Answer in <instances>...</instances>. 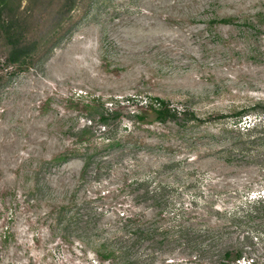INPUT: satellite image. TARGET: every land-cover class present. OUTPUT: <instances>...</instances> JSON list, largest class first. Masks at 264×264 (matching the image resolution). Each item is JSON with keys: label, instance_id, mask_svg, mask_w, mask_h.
<instances>
[{"label": "rangeland", "instance_id": "1", "mask_svg": "<svg viewBox=\"0 0 264 264\" xmlns=\"http://www.w3.org/2000/svg\"><path fill=\"white\" fill-rule=\"evenodd\" d=\"M7 10L30 55L0 38V264H226L244 241L264 264V0Z\"/></svg>", "mask_w": 264, "mask_h": 264}, {"label": "trees", "instance_id": "2", "mask_svg": "<svg viewBox=\"0 0 264 264\" xmlns=\"http://www.w3.org/2000/svg\"><path fill=\"white\" fill-rule=\"evenodd\" d=\"M11 1L12 0H0V38H3L5 40L6 46L8 48L7 49L8 52L5 57L6 63L10 66L13 65V66L21 67L27 63V58L30 55V48H28L27 46L23 44V40L25 38V31H24L25 29L23 25L20 24V21L18 18L12 16L7 10V7H9V4ZM223 21L230 22L232 20L224 19ZM155 100L159 101V105H160V108L156 110V114H157L156 119L162 121L166 119L167 116L176 114V113L171 112V110L168 108V104L164 100L160 98H155ZM91 108L93 109V112H95L98 115L99 124L100 126L103 127L102 129H104V131H107L106 130L107 128L109 129V121L111 117L119 115L117 111L107 110L103 108L101 110H97L95 106H91ZM244 113L246 112L243 111V112H238L236 114V116L238 117L237 123L241 121V117L242 115H244ZM133 115L137 117L139 121H144L143 114L133 113ZM193 119H195L194 115H193ZM89 123L92 124L91 120ZM248 131L249 129H247V132ZM242 134L245 135V133H242ZM250 137H248V141L250 142L254 141L253 140L254 138L250 139ZM247 142H245V144H247ZM91 158H92L91 156H84V165H83L84 169H86L90 165ZM258 201L259 199L257 200V203H259ZM253 214H257V212L253 210ZM126 219L130 223L134 221L133 218H129L128 216L126 217ZM131 230L133 231V234H132L133 237L134 238L138 237L137 234H138L139 228H133V229L131 228ZM151 232H152V229L149 230V228H147V230L145 231V234L147 236H150ZM245 243H246L245 241L244 243L239 242L235 246L232 245V246H229L228 248L220 249L218 251V255L219 256L221 255L220 256L221 260L224 261V263L226 264H239L241 261H243L244 264H262L261 260L257 261L253 258H249L246 255L248 252H247ZM103 251H107V253L101 254L99 253V250L95 252V254L98 256L101 262L106 261L109 258H113V257L120 258V255L119 256L115 255V252L116 253L119 252L116 249H108V248L103 247Z\"/></svg>", "mask_w": 264, "mask_h": 264}]
</instances>
